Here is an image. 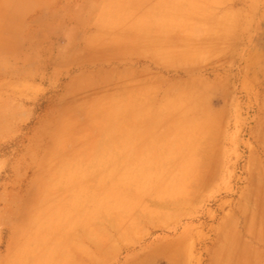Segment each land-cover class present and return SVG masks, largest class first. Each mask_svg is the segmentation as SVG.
<instances>
[{
    "label": "rangeland",
    "instance_id": "374dc122",
    "mask_svg": "<svg viewBox=\"0 0 264 264\" xmlns=\"http://www.w3.org/2000/svg\"><path fill=\"white\" fill-rule=\"evenodd\" d=\"M151 28L179 63H114L115 41ZM129 67L158 75L142 91L160 111L121 128L104 108ZM110 137L142 142L140 158H107ZM263 164L264 0H0V264L71 245L100 264H237L255 253Z\"/></svg>",
    "mask_w": 264,
    "mask_h": 264
},
{
    "label": "crops",
    "instance_id": "0c3cea01",
    "mask_svg": "<svg viewBox=\"0 0 264 264\" xmlns=\"http://www.w3.org/2000/svg\"><path fill=\"white\" fill-rule=\"evenodd\" d=\"M151 29L152 30L146 33V37L145 39L143 38L142 43L138 34L136 35L137 42L133 41L129 46L125 45L122 41H115V54L112 57L114 63L146 60V62L159 67H165V63H179V54H176L174 47H172L174 44L171 45V41L168 40L171 37L163 34V29L161 31H157L153 28ZM156 32L159 34H156ZM172 37L175 40V38H179V35L175 34ZM144 69V67H129L127 69L115 71L114 80L111 82L112 85L109 90L110 98L112 100L114 99L115 102L108 103V108L104 109L110 112L120 113L119 118L116 119L118 127L130 128L143 126L139 121L134 125L132 120L127 118L129 113H133L132 118L140 119V117H142V112L160 111L157 104L159 97L156 93L153 91L145 95L142 91L144 83L155 88L157 86L156 81L158 75L146 72ZM142 95H145V99H152V103L150 105L141 103L144 101V99L142 100ZM98 144L103 146L108 145L111 155L107 158L110 159L140 158V156L133 154H138L143 151V143L139 141L128 143L126 140L110 137L108 141L100 139ZM128 145L130 148H126ZM118 153H123L124 155H116ZM83 156L82 158H86V155ZM255 176L256 175L253 177V185L251 187L252 206L255 208V214L251 220L252 226L249 225L245 230L246 234H251L255 242V253L251 256L239 252L237 254V264H264V181L259 180L258 183ZM260 178L262 177L260 176ZM78 237V233H75L68 242L77 241ZM42 252L43 249L39 248L29 249L27 253L23 255L19 254L20 256L26 257L17 258L16 262L13 261L14 263L11 264H100L101 261L100 249L97 247H92L87 253L84 248L79 249L73 245L65 249L53 248L50 253L52 258L49 259L50 261L47 260V262H43L41 256H43L44 253Z\"/></svg>",
    "mask_w": 264,
    "mask_h": 264
},
{
    "label": "bare ground",
    "instance_id": "6f19581e",
    "mask_svg": "<svg viewBox=\"0 0 264 264\" xmlns=\"http://www.w3.org/2000/svg\"><path fill=\"white\" fill-rule=\"evenodd\" d=\"M177 35H179V34H177ZM181 35H182V33H181ZM189 42H190V41H189ZM191 42H192V41H191ZM170 44H171V43H170ZM204 44H205V43H204ZM167 45H168V43H167ZM184 45H185V44H184ZM186 45H187V44H186ZM189 45H190V44H189ZM202 45H203V44H202ZM202 45H201V46H202ZM173 46H174V45H173ZM173 46H172V47H173ZM192 46H193V45H192ZM199 46H200V45H199ZM203 46H204V45H203ZM206 46H207V45H206ZM206 46H205V47H206ZM183 47H185V46H183ZM183 47H181V48H182V49H185V48H183ZM186 47L188 48L189 46L187 45ZM175 48H176V47H175ZM181 48H179V49H181ZM190 48H191V47H190ZM190 48H189V49H190ZM191 49H192V48H191ZM185 50H186V49H185ZM178 52H179V51H178ZM178 52H177V53H178ZM177 53H176V54H177ZM181 56H184V55H181ZM181 56H180V57H181ZM173 57H174V56H173ZM191 59H193V58H191ZM189 61H190V60H189ZM192 61H193V60H192ZM183 63H184V62H183ZM184 64H185V63H184ZM165 65H166V63H165ZM167 65L169 66V63H168ZM171 66H172V65H171ZM169 67H170V66H169ZM161 79H162V78H161ZM158 81H159V80H158ZM173 81H174V80H173ZM160 82H161V81H160ZM174 82H176V81H174ZM174 82H173L172 84H174ZM178 82H179V81H178ZM180 82H181V80H180ZM194 82H196V81H194ZM203 82H204V81H203ZM176 84H177V82H176ZM176 84H175V85H176ZM178 84L180 85V83H178ZM178 84H177V85H178ZM170 85H171V84H169V86H170ZM172 87H173V86H172ZM175 87H176V86H175ZM184 87H186V85H185ZM192 88H193V87H192ZM195 88H196V87H195ZM193 89H194V88H193ZM179 90H180V89H179ZM175 91H176V88H175ZM180 91H181V94H182V90H180ZM190 91L192 92L191 89H190ZM178 92H179V91H178ZM176 94H177V93H176ZM186 94H187V92H186ZM191 94L194 95L193 93H191ZM195 94H196V93H195ZM189 95H190V93H189ZM176 101H177V100H176ZM181 102H182V101H181ZM176 103H177V102H176ZM178 103H179V102H178ZM193 103H194V102H193ZM193 103H192V104H193ZM192 104H191V106H192ZM191 106H190V108H191L190 111H192V110L194 109V108H192ZM196 106H197V105H196ZM196 106H195V107H196ZM207 106H208V105H207ZM197 107H198V106H197ZM190 108H188V109H190ZM202 108H203V107H202ZM202 108H201V109H202ZM199 109H200V108H199ZM185 110H187V109H185ZM196 110H197V109H196ZM202 110H204V109H202ZM209 110H210V109H209ZM95 111H97V110H95ZM205 111H206V110H205ZM101 112H102V110H101ZM183 112H184V111H183ZM185 112H186V111H185ZM195 112H196V111H195ZM198 112H199V111H198ZM201 112H203V111H201ZM187 113H188V112H186V114H187ZM97 114H98V113H97ZM206 115H207V114H206ZM191 117H192V116H191ZM86 123H87V122H86ZM85 126H87V125H85ZM93 126H94V125H93ZM94 127H95V126H94ZM151 127L153 128V126H151ZM90 128L92 129V126H91ZM95 128H97V127H95ZM154 128H155V127H154ZM91 129H90V130H91ZM82 130H83V129H82ZM86 130H87V127H86ZM97 130H98V129H97ZM84 131H85V129H84ZM88 131H89V129H88ZM94 131H95V130L93 129V132H94ZM96 132H97V131H96ZM98 132H100V131H98ZM85 133L87 134V132H85ZM85 133H84V134H85ZM89 133H90V132H89ZM119 133H120V132H119ZM126 133H128V132H126ZM133 133H134V132H133ZM92 135H93V134H92ZM117 135H118V134H117ZM122 135H123V133H122ZM90 136H91V135H90ZM94 136H95V135H94ZM91 138H93V136H92ZM89 139H90V138H89ZM89 139H88V140H89ZM84 140H85V138H84ZM86 140H87V139H86ZM88 140H87V141H88ZM90 140H91V139H90ZM92 141H93V140H92ZM92 141H91V142H92ZM85 142H86V141H85ZM89 143H90V142H87L86 145H89ZM82 144H83V143H82ZM84 145H85V143L83 144V147H85ZM91 145H92V143H91ZM92 146H93V145H92ZM88 147H89V146H88ZM88 147H87V148H88ZM79 148H80V147H79ZM83 149H85V148H83ZM88 149H89V148H88ZM86 150H87V149H86ZM86 150H85V151H86ZM90 150H91V149H90ZM81 151H82V150H81ZM88 151H89V150H88ZM75 152H78V151H75ZM89 152H90V151H89ZM81 154H82V153H81ZM85 154H86V153H85ZM88 154H89V153H88ZM90 154H91V152H90ZM82 155H83V154H82ZM135 155H136V154H135ZM137 155H138V154H137ZM138 156H139V155H138ZM83 157H84V156H83ZM86 157H87V155H86ZM136 157H137V156H136ZM80 159H81V158H80ZM128 159H129V158H128ZM131 159H132V158H131ZM135 159H137V158H135ZM45 178H46V177H45ZM206 181H207V180H206ZM38 182H39V180H38ZM207 182H208V181H207ZM205 183H206V182H205ZM205 183H203V184H205ZM203 184H202V185H203ZM38 189H39V188H38ZM39 191H40V190H39ZM40 192H41V191H40ZM37 193H38V192H37ZM37 195H38V194H37ZM31 198H32V197H31ZM34 198H35V197H34ZM39 199H40V198H39ZM31 200H32V199H31ZM35 203H36V202H35ZM35 203H34L33 205H35ZM37 203H38V202H37ZM36 206H37V205H36ZM36 206H35V207H36ZM37 207H38V206H37ZM37 207H36V208H37ZM29 210H30V209H29ZM29 210H28V211H29ZM32 210H34V209L32 208ZM35 210H36V209H35ZM35 210H34V211H35ZM39 210H40V209H39ZM41 210H42V209H41ZM34 211H33V212H34ZM30 212H31V210H30ZM37 212H38V211H37ZM39 212H40V211H39ZM27 213H29V212H27ZM41 213H42V212H40V214H41ZM34 214H35V212H34ZM37 214H38V213H36V215H37ZM22 215H23V214H22ZM27 215H29V214H26V216H27ZM30 215H31V214H30ZM30 215H29V216H30ZM36 215H35V216H36ZM32 216H33V215H31V217H32ZM22 217H23V216H22ZM39 217H40V216H39ZM39 217H36V218H39ZM4 218H5V217H4ZM27 218H28V217H27ZM27 218H26V219H27ZM29 218H30V217H29ZM34 218H35V217H34ZM34 218H32V220H34ZM7 219H8V218H7ZM30 219H31V218H30ZM5 220H6V219H5ZM27 220H28V219H27ZM14 221H15V220H14ZM16 221H17V220H16ZM16 221H15V222H16ZM19 221H22V219L19 220ZM17 222H18V221H17ZM17 222H16V223H17ZM26 222H27V221H26ZM21 223H22V222H20V224H21ZM28 224H30V223H28ZM28 224H26V225H28ZM23 225H24V224H23ZM47 225H48V224H47ZM45 226H46V225H45ZM96 226H97V225H96ZM13 227H14V226H13ZM13 227H12V228H13ZM17 227H18V226H17ZM20 227H21V226H20ZM28 228H29V227H28ZM44 228H45V227H44ZM17 229H18V228H17ZM21 229H22V228H21ZM23 229H24V228H23ZM38 229H39V228H38ZM41 229H42V228H41ZM49 229H50V228H49ZM52 229H53V228H52ZM18 230H19V229H18ZM97 230H98V229H97ZM21 231H24V230H21ZM25 231H26V229H25ZM53 231H54V230H53ZM58 231H59V230H58ZM65 231H66V230L64 229V232H65ZM14 232H16V231H14ZM56 232H57V230H56ZM66 232H67V231H66ZM18 233H19V232H18ZM37 233H38V235L40 236L41 233H40V234H39V232H37ZM46 233H47V232H46ZM53 233H54V232H53ZM67 233H68V232H67ZM20 234H21V233H20ZM26 234H27V233H26ZM57 234H58V232H57ZM70 234H71V233H70ZM11 235H12V234H11ZM11 235H10V236H11ZM36 235H37V234L35 233V236H36ZM51 235H52V234H51ZM65 235H66L67 237H69L67 234H65ZM20 236H22V235H20ZM66 236H65V237H66ZM33 237H34V234H33ZM40 237H41V236H40ZM71 237H73V236H71ZM24 238H25V235L23 234L22 239H24ZM42 238H43V237H42ZM49 238H50V237H49ZM62 238H63V237H62ZM63 239L65 240V238H63ZM14 240H15V239H14ZM64 240H63V242H65V241L67 240V238H66L65 241H64ZM12 241H13V240H12ZM15 241H16V240H15ZM15 241H14V242H15ZM19 241H21V240H19ZM19 241H18V242H19ZM22 241H23V242H21V243H16L17 241H16L15 243H16V245H18V244L21 245L22 243H23L24 246H25V245H29L28 243H27V244L25 243V242H26V239H25V242H24V240H22ZM37 241H40V239L37 240ZM42 241H43V240H42ZM44 241L46 242V241H47V238H46ZM48 241H49V239H48ZM48 241H47V242H48ZM14 242H13V243H14ZM51 242H52V240H51ZM56 242H57V241H56ZM56 242H55V243H56ZM66 242L68 243V240H67ZM53 243H54V242H53ZM64 244H65V243H64ZM19 245H18V246H19ZM15 247H16V246H15ZM27 247H28V246H27ZM8 248H9V247H8ZM8 248H7V249H8ZM20 248H21V247H20ZM20 248H19V249H20ZM24 248H26V247H24ZM16 249H17V248H16ZM21 249H23V248H21ZM8 250H11V248L8 249ZM12 250H14V249H12ZM23 251H24V249H23ZM8 252H10V251H8ZM17 252H18V251H17ZM7 256H8V255H7ZM5 259H6V258H5ZM8 262H9V261H8ZM1 263H2V262H1ZM3 263H4V262H3ZM7 264H8V263H7ZM9 264H10V262H9Z\"/></svg>",
    "mask_w": 264,
    "mask_h": 264
}]
</instances>
